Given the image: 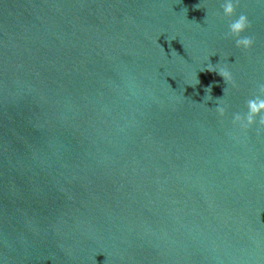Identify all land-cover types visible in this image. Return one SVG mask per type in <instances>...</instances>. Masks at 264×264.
Returning <instances> with one entry per match:
<instances>
[{"label":"water","instance_id":"95a60500","mask_svg":"<svg viewBox=\"0 0 264 264\" xmlns=\"http://www.w3.org/2000/svg\"><path fill=\"white\" fill-rule=\"evenodd\" d=\"M234 9L250 50L221 0H0V264H264V127L232 124L264 0Z\"/></svg>","mask_w":264,"mask_h":264},{"label":"clouds","instance_id":"9594fccd","mask_svg":"<svg viewBox=\"0 0 264 264\" xmlns=\"http://www.w3.org/2000/svg\"><path fill=\"white\" fill-rule=\"evenodd\" d=\"M234 2L235 0H221L223 18L228 20L227 35L234 39L236 48L247 51L253 47L254 43L251 37L244 35L250 27L249 21L243 14L236 15ZM208 71L218 72L226 83L233 81L232 74L227 67L216 69L213 66ZM258 93V95L247 100L244 114H233L232 124L234 127L243 130L253 126L264 127V83L258 85ZM215 110L220 117L225 116V108L223 106L217 105Z\"/></svg>","mask_w":264,"mask_h":264}]
</instances>
